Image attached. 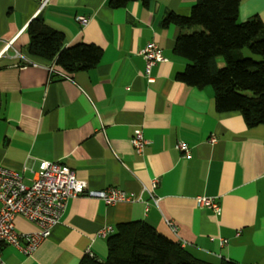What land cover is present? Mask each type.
<instances>
[{
    "label": "crops",
    "instance_id": "obj_1",
    "mask_svg": "<svg viewBox=\"0 0 264 264\" xmlns=\"http://www.w3.org/2000/svg\"><path fill=\"white\" fill-rule=\"evenodd\" d=\"M196 2L114 9L109 0H0V166L23 173L30 185L41 162L60 163L87 191L113 187L138 198L112 206L70 198L30 256L2 245L4 264H80L89 252L104 260L107 238L99 232L130 222L147 223L213 264H264V126L249 129L239 112L218 113L211 87L177 81L188 65L174 54L177 37L194 31L162 26L170 13L189 16ZM40 13L66 48L100 47V64L69 74L30 56L27 27ZM255 16L264 25V0H240L239 21ZM149 43L168 59L152 67V83L141 55ZM136 129L148 142L143 155L131 144ZM181 142L188 155L177 149ZM156 178L151 198L144 188ZM198 197L213 198L220 212L199 206ZM14 224L19 232L36 230L21 217Z\"/></svg>",
    "mask_w": 264,
    "mask_h": 264
},
{
    "label": "trees",
    "instance_id": "obj_2",
    "mask_svg": "<svg viewBox=\"0 0 264 264\" xmlns=\"http://www.w3.org/2000/svg\"><path fill=\"white\" fill-rule=\"evenodd\" d=\"M137 1L146 7L152 2L109 0V4L120 9ZM239 12L240 0H197L189 16L170 13L162 26L202 28L177 37L174 54L188 62L177 81L197 89L211 87L216 111L239 112L253 129L264 126V25L257 16L240 22ZM27 34L30 56L52 61L69 74L96 68L104 54L100 47L84 43L66 48L64 35L47 26L41 13L29 23ZM107 248L104 260L86 256L80 264H213L196 258L145 222L119 224L107 237Z\"/></svg>",
    "mask_w": 264,
    "mask_h": 264
},
{
    "label": "built area",
    "instance_id": "obj_3",
    "mask_svg": "<svg viewBox=\"0 0 264 264\" xmlns=\"http://www.w3.org/2000/svg\"><path fill=\"white\" fill-rule=\"evenodd\" d=\"M82 25L87 24L83 17L78 18ZM145 59L148 82L154 79L150 76L151 69L158 63L168 62L162 49L155 43H149L142 51ZM50 73H57L54 67L48 69ZM212 139L211 142H215ZM131 144L137 155H143L148 144L142 129H136L131 138ZM177 149L184 155L189 154V147L181 142ZM159 180L153 179L151 186L144 188L151 198H154V190L158 187ZM87 196L103 201L112 206L122 202H133L138 198L132 194L110 187L100 191H87V183L77 178L75 172L60 163L43 161L37 171L33 172L32 183H25L24 174L0 166V264H4L2 257V245L17 248L26 256H30L40 244L49 238L54 228L60 222L70 198ZM197 204L206 207L215 213L220 212L219 204L209 197H198ZM157 204L158 200L154 199ZM21 217L36 226V230L30 233L16 230L14 220ZM172 230L177 228L169 222ZM114 233V229L106 227L99 232V236L108 237ZM222 243H226L225 240ZM88 256L94 258L93 253Z\"/></svg>",
    "mask_w": 264,
    "mask_h": 264
},
{
    "label": "rangeland",
    "instance_id": "obj_4",
    "mask_svg": "<svg viewBox=\"0 0 264 264\" xmlns=\"http://www.w3.org/2000/svg\"><path fill=\"white\" fill-rule=\"evenodd\" d=\"M202 28H195V29H192L194 32H195V30H198V31H200ZM193 33V32H192ZM249 56H251L252 58H254L255 60H257V61H259V60H261V58L260 57H257V56H252V55H250V54H248ZM220 62H222V65H223V61L222 60H220Z\"/></svg>",
    "mask_w": 264,
    "mask_h": 264
}]
</instances>
